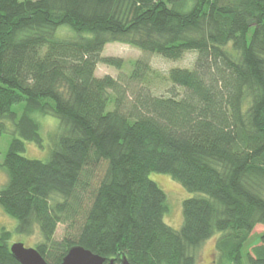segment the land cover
<instances>
[{"label":"trees","instance_id":"trees-1","mask_svg":"<svg viewBox=\"0 0 264 264\" xmlns=\"http://www.w3.org/2000/svg\"><path fill=\"white\" fill-rule=\"evenodd\" d=\"M109 42L171 60L194 52L166 72L181 94L146 85L127 100L155 75L138 58L125 83L96 76L98 63L124 66L101 55ZM35 114L59 119L45 159L22 155L24 141L42 146ZM8 123L0 207L14 232L38 229L47 263L78 245L114 264H197L218 233L214 264H242L264 225V0H0V135ZM150 172L197 193L179 229ZM11 236L0 226V264H21ZM247 255L264 264V232Z\"/></svg>","mask_w":264,"mask_h":264},{"label":"rangeland","instance_id":"rangeland-1","mask_svg":"<svg viewBox=\"0 0 264 264\" xmlns=\"http://www.w3.org/2000/svg\"><path fill=\"white\" fill-rule=\"evenodd\" d=\"M70 33L67 27H60L57 30L59 36H65ZM103 56H115L121 57L124 63L122 71L117 70V68L106 65L103 63H98L95 70L96 76H103L104 74H110L112 76L121 77L122 83L128 81V73L136 59H143L148 64V71L153 73L154 78L148 77L143 82L132 83L131 87L128 89V99L132 96L131 91L135 89L143 88V86L149 85L153 92L158 95H167L171 92L176 94H181V89L179 87L173 86L171 81L168 79L166 72L171 67H191L194 60V52H185L179 59L171 60L164 59L162 56L152 53L142 52L140 49L119 42H109L106 43L101 51ZM111 105H108V109ZM18 111H20L21 106L16 105ZM36 119L40 122V134L42 137V146H37L34 142L24 141L25 150L22 155L29 158L45 159L48 155L50 143L49 137L57 130L59 126V119L52 115H40L35 114ZM8 129L6 132L0 135V164L3 161L4 154L7 150L8 143L10 139L14 136L12 131V126L10 123L7 124ZM150 179L154 180L159 187L166 194V201L168 204V211L164 214V222L173 227L174 229H179L182 224V200L197 195V193H192L187 191L181 186L176 180H174L169 174L160 172H150ZM6 179L5 172L0 166V187ZM16 225V219L6 214L0 207V226H4L6 229L12 231L11 242L19 241L24 243L25 246L31 247L35 242L41 240V236L38 229L35 227L31 235L19 234L14 232V227ZM63 224H59L56 232L55 238L60 239L63 233ZM264 232V225L257 224L249 237L244 241L242 245V264H251L247 253L250 251L251 247L260 243V234ZM219 234L217 233L213 237L205 240L202 245L195 252L197 264H214L217 254L214 248L215 237Z\"/></svg>","mask_w":264,"mask_h":264},{"label":"water","instance_id":"water-1","mask_svg":"<svg viewBox=\"0 0 264 264\" xmlns=\"http://www.w3.org/2000/svg\"><path fill=\"white\" fill-rule=\"evenodd\" d=\"M13 257L21 264H49L33 246L15 241L9 246ZM58 264H114L112 260L105 262V258L93 253L82 246H71ZM121 264H130L123 258Z\"/></svg>","mask_w":264,"mask_h":264}]
</instances>
